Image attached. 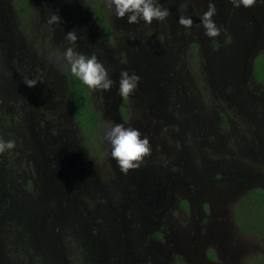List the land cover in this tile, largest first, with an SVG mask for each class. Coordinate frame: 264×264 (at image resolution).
Here are the masks:
<instances>
[{"label": "flooded vegetation", "instance_id": "af4514ba", "mask_svg": "<svg viewBox=\"0 0 264 264\" xmlns=\"http://www.w3.org/2000/svg\"><path fill=\"white\" fill-rule=\"evenodd\" d=\"M60 1L65 2L63 4L66 7L62 9L66 10V16L59 8V24L48 22L54 15L51 13L46 16L48 19L42 20L41 27L37 25L39 22L34 26V21L31 24L33 26L29 27L25 20L29 19L31 14L24 16L18 13L12 0H0V45L5 49L3 54L0 49V139L5 142L15 141L13 149L0 154V195L9 194L0 197V202L1 200L7 202L9 197L17 198L19 203L23 201L21 211L27 216L26 221L23 222L12 218V213H8L9 210H13L11 203H6L0 208V249L2 248L6 255L12 256L13 264H40L41 259H45L47 264H69L68 254L71 251V244H73L72 248L79 250L84 246L88 247L90 252L87 255H92L96 264L103 262L95 253L105 260L109 258L107 262L113 261L114 264H144L143 262L148 260L150 243L155 250L166 243L167 237L164 232L155 235L147 232L146 227L151 225L161 223L163 230L166 226L162 221L154 223V219L161 214L155 213L151 218L145 216L144 212L149 213V210H146L149 202H146V196L139 191V188L142 189L140 187L142 184L138 186L131 182L129 173L117 171V175L112 174L113 180L107 181L105 185L103 180L99 179L97 174L94 175L85 164L89 150L95 147L94 145L107 143L103 134L104 127L124 123L129 118L128 127L139 131H165L166 138L169 137L171 140L168 148L173 163H179L177 168L180 170L182 163L184 166L182 174L179 173L181 179H185L182 184L186 185V180L194 184L192 197L197 196L201 189L216 186L220 189L229 186L232 182H238L241 186L242 182H248L250 172L252 175L259 173L262 178L258 177L259 182L254 181L242 186L238 192H244L245 196L253 188L264 189V170L260 169V166L264 168V124L260 122L256 124L254 119L255 115H259L264 110V84L256 80L254 73L255 60L264 48L256 55L252 72L243 69L249 61L245 58L240 65L241 69L230 77L224 72L225 69L220 67V58L228 52L233 37L230 31L228 33L223 31L224 27L219 24L220 19L214 20L220 30V35L215 38L207 37L203 27L196 23L190 29L178 25L170 30L168 22L171 23L175 10L170 6L172 1H164L170 13L164 28L167 27L170 31L169 44L174 47L168 45L171 55L163 51L167 45L162 48L161 43L158 42L160 47L157 51L158 55L152 53L143 56L138 53L136 57L144 59L141 60L143 64L131 66L128 65V61L133 55L125 53L115 60L105 48L101 49L103 53L98 58L102 64L103 59L106 61L104 67L109 72L110 78L114 75L117 77L119 73L127 70L130 74H138L140 80L131 97L126 99L114 95L115 91L112 88L110 91L90 89L89 96L99 118V125L96 134L88 143L89 136L86 129H81L75 121L70 89L72 75L62 67L61 58L64 52L60 49L72 45L65 36L74 30L78 40L71 47L74 51L82 53L89 34L94 38L93 29L95 27H99L100 31L102 29L92 17L91 9L89 13L83 12L85 8L79 0H73L72 3L69 0ZM260 1L262 0H256V3ZM80 2L86 8L90 6L87 0ZM178 2H187L195 11L191 3L200 7L204 2L206 4L208 2L209 6L211 0H177L176 4H181ZM230 4L233 5L229 0L227 5ZM34 5L36 0H31L33 13ZM179 8L181 7H177ZM227 8L228 6L219 10L216 17H222L224 12L221 11ZM231 10L232 13L235 7L233 6ZM230 11H225L223 17L228 18ZM196 14L195 12L192 15V19ZM183 15L188 16L184 13ZM63 17L66 19H61ZM114 19H116L115 11ZM9 20H14L16 29ZM119 20L124 21L118 18L116 25L114 21L116 29L123 24V22L119 23ZM109 25L112 28L110 21ZM182 28L189 34L188 54L192 58L199 53L201 58L198 63L190 61L192 67L194 63L196 64L195 68L191 69L192 76L188 72L186 63L182 61L187 52H183V55L179 53V46L183 43L176 37H179L177 31ZM132 29H135V26ZM34 30L43 31L42 39L33 38ZM97 32L99 34V31ZM101 35L103 36V33ZM22 36L29 37L28 46L26 42L21 44ZM112 37L104 38L110 40ZM200 38L201 42H207L208 52L198 43ZM173 41L177 42V45ZM9 50H12L11 56L14 55L16 58L14 64L10 65L5 56ZM114 61L123 66H118L117 69ZM25 77L34 79L38 83L34 87H29L24 82ZM193 79L198 81V88L194 85ZM213 82H216L219 88L227 85V92H219L218 88L215 90ZM116 84L119 82H114L112 86L118 90ZM233 98L241 103L246 101L247 105L254 107L257 112L247 113ZM238 125L242 126V130L244 129L243 134L239 136L242 146L233 142L236 136L233 132L239 129ZM251 130L255 132L256 137L252 134L247 136L246 133ZM251 140L255 141L249 143ZM252 145L255 146V153L247 152V148ZM7 155L11 156L10 164ZM65 163L73 165L74 168H66ZM158 163L160 161L149 164L151 174L154 175L161 169ZM61 164L65 171H62ZM251 164L256 167H250ZM93 175L96 176L95 179H92ZM23 183L26 185L24 186ZM132 185H137L139 188L130 190L129 186ZM113 187L119 197L111 200L119 203L120 207V210H115L114 213L111 207L104 210L102 208L105 206L104 203H100L110 189L112 194H116ZM160 187L164 190L161 185ZM244 188L245 191H242ZM124 192L139 197V204L133 206L131 196H126ZM149 193L152 195V192ZM25 195H31L32 198H25V201L21 198ZM43 195L46 198H43ZM61 195H65L68 200L66 212L55 209L56 204L61 200ZM40 197L43 198V202L40 201ZM164 197H167V194H164ZM142 201H145L143 206ZM184 204L187 207H184ZM82 206H84L83 212L80 210ZM181 206L189 211L192 210L193 204L184 199ZM199 207V220L201 222L206 218L209 220L208 225L202 226L206 228L205 236H207L211 229L210 217H213V210L209 209L207 204H200ZM50 219L56 220L55 224L60 222L63 224L64 221L68 224V234L62 250L56 247L54 241L59 239L57 233L52 235L53 231L48 230V226L45 227L46 221ZM229 220L236 226L233 210ZM31 221L34 223H30ZM86 224L93 233L95 232L96 237L86 238L83 242L82 228ZM243 235L254 238L263 246L257 237ZM183 239H188L189 244L195 243L192 236H185ZM180 244L182 243L179 242L178 247L181 250ZM186 248H189L190 255L194 254L193 246L187 245ZM208 252L209 250L204 253L207 264H215V260L208 256ZM77 260L86 264V256H78ZM255 261L260 264L258 260ZM0 264H7V257L0 259ZM151 264L155 262L152 261Z\"/></svg>", "mask_w": 264, "mask_h": 264}, {"label": "rangeland", "instance_id": "374dc122", "mask_svg": "<svg viewBox=\"0 0 264 264\" xmlns=\"http://www.w3.org/2000/svg\"><path fill=\"white\" fill-rule=\"evenodd\" d=\"M75 1V0H74ZM88 1V0H87ZM165 2H170V6L175 10V12L172 15L171 18V23L174 24L172 25L170 21L165 20L168 22L170 30L173 29V27L178 26V20L179 16L183 14L177 7L174 5L177 3V0H157V3L162 6L163 8H166V5L164 4ZM229 0H211L212 3L215 4V7L217 10L223 9L228 6L227 9L231 10L232 4L227 5ZM263 1V0H262ZM260 1L259 3H256L255 5H258L262 3ZM69 2H73V0H69ZM64 1L60 0H36V5H34V13H32L29 17V19L25 20V23L29 25V27H32L31 24L34 21V26L41 25L43 24V21H45L46 16H49L51 13H54L56 15H59L58 9L63 7L65 9L66 5H64ZM79 3L85 8L83 10L84 13H89L90 9L92 10L95 6L90 5L89 7L86 8L84 4H82L79 0ZM181 3V2H178ZM183 4V3H182ZM254 5V6H255ZM97 6L101 9L104 10L105 13L107 14V17L112 25L113 28V34L114 36L110 39L107 40L105 39L101 34L102 31H100L99 27H95L93 29V37L90 36L87 38L85 42V47L84 51H82L81 54L85 56H92L95 55L97 58L101 53L102 48H105L108 52L109 55L112 58H115L117 60L120 55H133L131 56L128 61V65L130 64L131 66H135L137 64H140V66L143 64L141 60L144 59H139L136 56L139 54H142L144 56L148 54H157V51L160 50L159 43H161V47L164 48V52L167 51L169 52L168 55L170 54V47L174 48L171 44H169L170 41V31L167 27L164 28L165 21L158 22V21H153L152 24H147L143 20H140L139 23L136 24H128L126 18H121L124 21H118L119 23H122V25H119V28L116 29L114 26V21H116L118 18L113 20V13H114V5H110L108 3V0H101L100 3L97 4ZM191 6L194 7L195 11L192 8H189L188 10V16L192 18V15L196 12L197 14L195 15L193 19V24H200V15L205 11L206 6H208V2H204L202 6H198V4L195 5V3H191ZM179 7V6H178ZM253 8V7H250ZM63 15H65L66 10H63ZM204 9V10H203ZM225 9V10H227ZM41 10V11H40ZM70 11V10H69ZM77 12V11H75ZM74 12V14H75ZM73 14V12L71 11ZM79 14V12L77 13ZM84 15V14H83ZM46 18V19H44ZM170 18V14H169ZM61 19H66L65 17ZM226 19V17L222 20V22ZM43 20V21H42ZM220 22V21H219ZM220 22L219 24L221 25ZM9 23H11L14 26V29H16L15 22L14 20H9ZM24 23V24H25ZM117 21L115 22L116 25ZM25 24V25H26ZM20 26V25H19ZM135 26V29H132ZM195 26V25H194ZM92 30V28H90ZM99 31V34L98 32ZM223 31L225 33H228L227 28L224 27ZM64 33H67V29L65 27ZM179 34V37H176L178 39L182 40V48L179 46L180 51L179 53L183 55V52H187L189 49L188 41H189V34L188 32H185L184 29L182 28L180 31H177ZM20 35V33H18ZM43 31L37 32L33 31V38H41L42 39ZM59 35V34H57ZM21 36V35H20ZM197 36V35H196ZM23 37V36H22ZM28 36L23 37V40H21V44H25L28 46ZM165 41H168L166 43ZM1 43V42H0ZM177 45V42H174ZM199 44H201L202 47L207 49L206 51L208 52V47H207V42L205 43L201 42V38L198 41ZM45 44V43H44ZM121 44V45H120ZM170 47H169V46ZM69 46V45H67ZM72 46V45H71ZM70 46V47H71ZM186 46V47H185ZM11 48V47H10ZM203 48V49H204ZM0 49L3 52H5V49L2 45H0ZM62 52L66 50V47H61L60 49ZM103 50V49H102ZM11 51L9 50L8 53L5 54L7 62L10 64H14V61L16 60L15 56H11ZM87 51V52H86ZM77 52V51H76ZM158 55V54H157ZM109 60V58H108ZM122 60V58L120 59ZM198 63L201 58H199V53L198 55L196 54L194 57L191 58V56L186 53V55L183 57V60L186 63L188 72L192 76L193 73L191 71L192 68H195L196 64L194 63V67L191 66L190 61ZM154 61V60H153ZM152 61V62H153ZM98 62H100L98 58ZM101 63V62H100ZM103 65H106V61L103 59ZM115 67L118 69V66H123L122 64L114 61ZM106 68V67H105ZM120 74V73H119ZM114 82H119L120 80V75L117 77L114 75L113 78H111ZM117 79V80H115ZM194 85L198 88V81L196 79H193ZM229 84V83H227ZM117 87H119V84H116ZM224 85V84H223ZM213 87L216 90L218 88L219 92L226 93V87L222 86L219 88L216 84V82H213ZM112 90L115 91L114 95H119L118 90L115 89V87L112 86ZM131 97V96H130ZM239 106L244 109L247 113L255 114L254 112H257L254 107L248 106L246 101L241 103L238 99L233 98ZM254 111V112H253ZM130 119V118H129ZM129 119H127L126 122L122 123L126 128L129 125ZM255 123H263L264 124V110L260 112L259 115H255L254 117ZM238 130L236 132H233L236 134L235 136V141H233L236 145L242 146L241 142V136L243 134L244 129L242 130V126L238 125ZM142 136H147L150 139V144H151V154L149 156H146L143 160V165H141L137 169L130 170L128 173L131 175L130 181L134 182L138 186L142 184V189H140L137 185H132L129 186L130 190L133 189H138L141 191L146 197V202H149L146 210H149V213L144 212L145 216L147 218L154 217L155 213L157 215L161 214L160 217H156L154 219V223L161 222L166 226L165 230H163V226L160 224L158 225H151L146 227L147 232L149 234L155 235L159 232H164V235L167 237L165 240V244H162L157 250L153 249V245L150 243L148 247V260L146 259L143 263L144 264H151V262H155V264H207L205 258H204V253L207 252L208 250H212L215 254V264H257L255 260L257 259V256H264V249L263 246H261L254 238H250L247 236H244L238 228L231 223L229 220L230 215L232 214V210L234 206L242 199L244 196V192H238V189L244 186L243 184L245 183L248 184V182H242L239 186L238 182H232L229 186H223L218 188L216 187H211V188H206V189H201L199 191V194L197 196L192 197L191 195L194 192V187L190 184L188 180H186V185L182 184V182L185 181V179H181L179 176L183 172V163L181 165V170L180 168H177L179 166V163H173V157H171V153L169 152V141L170 138H166L165 131L161 132H156V131H140ZM249 132V131H247ZM247 136H250V134L254 135L256 137L255 132L251 130L249 133H246ZM250 140V139H248ZM255 140H251L249 143L254 142ZM107 142V141H106ZM95 147H92L89 151V154L85 160V164L88 167L90 171H92L95 174H97L99 179H102L104 184H106L107 181L113 180L111 177L116 174L117 171L121 173L118 165L116 164L115 160H112L111 158V145L107 142L99 144L98 146L94 145ZM255 146L252 145V147L247 148V152L255 153ZM228 149V148H226ZM15 155V154H14ZM14 155H12L14 157ZM7 158L9 160V164L12 163L11 156L7 155ZM147 161V165H145V162ZM154 161H160L158 163L159 167L161 168L159 171H157L156 174H151V171L148 166L149 164H153ZM108 163V165L106 164ZM95 166H94V165ZM175 164V165H172ZM172 165V166H171ZM250 167H256L254 164L249 165ZM9 167V165H8ZM61 169L62 171H65L63 169V164H61ZM66 168H74L73 165L69 163H65ZM140 168L142 170H140ZM261 170H264L263 166H260ZM132 172V174H131ZM143 172H147L150 174H145ZM92 176V179H95L96 176ZM259 178H262L261 176ZM255 179H251V182H253ZM124 182H127L123 180ZM110 182V181H109ZM112 183V181H111ZM24 186L26 183H23ZM116 184V181H115ZM160 185L164 188V190L160 187ZM190 185V186H187ZM64 186V183L63 185ZM237 189V190H236ZM114 190V187H113ZM144 190V192H143ZM115 192V190H114ZM149 192H152V195H150ZM181 192L182 194H180ZM116 194H112V189L108 192L107 196H104L101 200L100 203H104L105 206L102 208L105 210L108 207H111L113 213L115 210H120L119 203H115L111 199L114 197H119V194L115 192ZM128 192H124V194H127ZM142 194V196H143ZM164 194H167V197H164ZM5 195H9L7 193L0 195V197H4ZM126 196H131V204L138 205L139 204V197H135V194H127ZM22 199L25 200V198L31 199V195H25L21 197ZM43 198H46V196L43 195ZM43 198L40 197V201ZM60 201L58 204H56L55 209L60 210L62 212H66V206L68 203H66L67 198L65 195L60 196ZM188 200L190 201L192 206V210H184L181 206L183 201ZM109 200V201H106ZM26 201V200H25ZM39 201V202H40ZM22 202L19 203V200L17 198H8V201H2L0 202V208H3V205L6 203H11L13 210H9L8 213H12V218H16L18 221H26L27 216L22 214ZM142 201V206H143ZM19 203V204H18ZM200 204H207L209 206V209L212 208L213 210V217H210L211 220V229L208 231V235L205 236L206 234V228L202 226H206L209 224L208 218L204 220V222H201L198 217L199 213V205ZM73 208V207H71ZM81 212L84 211V206L80 208ZM153 210V211H150ZM6 211V209H5ZM35 212V211H34ZM218 214L220 216H218ZM223 214V216H222ZM36 216V215H35ZM212 216V215H211ZM52 217V216H51ZM39 219V215H38ZM56 220H51L46 221L45 227L48 226V230H52L53 233H57L59 239H54L56 243V247L60 250L64 247V243L66 241V237L68 234V224L67 222H63V224L60 222L59 224H55ZM30 223H34L31 221ZM58 223V222H57ZM214 223L216 224V227L214 228ZM36 225V224H34ZM198 225L200 226L198 228ZM89 228V225L86 224L82 228V241H86V238H95L96 235L92 232ZM195 239V243L192 244V242L189 244L188 239H183L185 236H191ZM176 240H175V239ZM175 241V242H174ZM118 242V240H117ZM181 242L182 244L181 247L182 249L180 250L178 247V243ZM75 244V242H74ZM156 244V242H154ZM117 245V244H116ZM193 246L194 254L190 255L189 248H186V246ZM73 244H71L70 247V253L68 254V259H69V264H82L78 262L77 257L78 256H86V264H96V260L93 258L92 255H87V253L90 252V249L86 246H84L82 249H74L72 248ZM10 246H8L9 248ZM76 247V246H75ZM129 248V247H128ZM88 251V252H87ZM46 254V253H45ZM96 257L100 259L102 264H114L113 261L112 263L110 261L107 262L109 258L106 260L103 259L101 256H99L98 253H95ZM47 255V254H46ZM70 255V256H69ZM7 257V264H13L14 260L11 255H6V253L3 251V249H0V259H4ZM48 258V256H47ZM61 261V260H60ZM71 261V262H70ZM151 261V262H150ZM40 264H47V261L45 259H41ZM101 264V263H100Z\"/></svg>", "mask_w": 264, "mask_h": 264}, {"label": "clouds", "instance_id": "9594fccd", "mask_svg": "<svg viewBox=\"0 0 264 264\" xmlns=\"http://www.w3.org/2000/svg\"><path fill=\"white\" fill-rule=\"evenodd\" d=\"M234 7H253L256 0H230ZM110 5H114L117 18H126L128 24L139 23L143 20L147 24L153 21L162 22L169 16V10L160 6L156 0H108ZM188 3L181 4V12L187 11ZM217 13L214 3H209L208 10L200 15V25L204 29L207 37L215 38L220 35V30L213 20ZM50 24L60 23L59 15H52L48 21ZM178 24L186 29L193 26V19L190 16L181 14ZM65 39L75 45L78 36L75 31H70ZM63 65L71 75L78 77L92 90L110 91L114 81L110 78L109 72L104 65L98 62L95 55L85 57V55L74 51L73 47H68L62 55ZM140 77L138 74L129 73L127 70L120 73L118 94L122 98H128L138 86ZM24 82L29 87H34L38 82L25 77ZM105 140L111 145V158L116 161L120 171L128 174L130 170L137 169L143 163L146 156L151 154L150 139L141 135L138 129L125 127L122 123H115L105 126L103 130ZM15 141L5 142L0 139V154L6 150L13 149Z\"/></svg>", "mask_w": 264, "mask_h": 264}, {"label": "trees", "instance_id": "16d2710c", "mask_svg": "<svg viewBox=\"0 0 264 264\" xmlns=\"http://www.w3.org/2000/svg\"><path fill=\"white\" fill-rule=\"evenodd\" d=\"M17 12L26 16L32 14L31 0H12ZM101 0H88L90 5L95 6L91 15L101 26L104 37H112V28L109 25L107 14L101 10L97 4ZM255 78L264 84V51L255 60ZM71 103L75 113V121L81 129L87 131L91 137L96 134L99 118L92 107V101L89 93L90 88L86 86L81 79L71 76ZM184 207H187L184 204ZM233 215L238 230L245 235L257 237L264 247V189L257 187L249 190L247 194L234 206ZM208 256L215 259V254L209 250ZM260 264H264V256L257 257Z\"/></svg>", "mask_w": 264, "mask_h": 264}, {"label": "water", "instance_id": "95a60500", "mask_svg": "<svg viewBox=\"0 0 264 264\" xmlns=\"http://www.w3.org/2000/svg\"><path fill=\"white\" fill-rule=\"evenodd\" d=\"M181 4L174 5L176 7H181ZM233 6L234 5H232V7ZM189 8L190 6L188 5L187 11L183 13L187 14ZM207 10L208 8L205 9V11ZM218 11L219 10H217V12ZM225 11L229 12L230 9L221 11L224 12L223 16L225 15ZM231 11L228 18L226 17L223 22L222 20L225 17H216L217 14L213 16V20L220 19L219 21L222 22L221 26L227 28L233 37L228 52L224 53L220 58V67L225 69L224 72H227L230 77L235 75V72L238 69H241L240 65L245 61V58L249 61L247 62L248 64L244 65L243 69L252 72L256 55L264 48V0L262 3L253 6V8H245L241 6L235 7V10L232 13ZM258 177H260L259 173H254L252 175L250 172L248 176V184L251 182L252 178L255 179L254 181L259 182ZM243 185H245V183ZM245 189L246 188L242 191H245Z\"/></svg>", "mask_w": 264, "mask_h": 264}]
</instances>
